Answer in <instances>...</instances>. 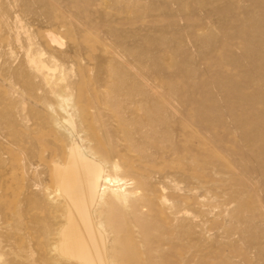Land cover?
<instances>
[{
  "label": "bare ground",
  "instance_id": "1",
  "mask_svg": "<svg viewBox=\"0 0 264 264\" xmlns=\"http://www.w3.org/2000/svg\"><path fill=\"white\" fill-rule=\"evenodd\" d=\"M61 1L35 0L55 28L38 38L18 10L30 1L0 0V28L16 37L0 50V264H205L218 228L207 196L225 182L245 245L235 264H264V0L238 16L229 57L243 82L226 119L118 48L103 51L106 75L89 78V30L59 19ZM173 1L175 24L189 5ZM229 118L250 153L241 174L209 156L214 124Z\"/></svg>",
  "mask_w": 264,
  "mask_h": 264
},
{
  "label": "rangeland",
  "instance_id": "2",
  "mask_svg": "<svg viewBox=\"0 0 264 264\" xmlns=\"http://www.w3.org/2000/svg\"><path fill=\"white\" fill-rule=\"evenodd\" d=\"M29 1L33 6L31 10L23 3L19 4L18 10L27 22L26 27L41 38L45 31L55 28L35 0ZM114 1L62 0L55 12L59 19L81 24L89 30L86 42L91 47L92 57L83 65V72L89 78L106 75L102 61L105 48L119 50L124 52L123 55L131 56L126 55L140 71L173 84L177 94L187 102L203 103L210 115L222 116L229 110L227 108L237 93L231 85L234 81L243 82L238 76L240 67L232 62L229 54L240 42L235 29L238 16L255 8L250 0H203L206 6L187 0L186 17L178 14L175 24L171 21V9L165 3L171 2L172 9H177L173 0H147L141 8H125V5L118 8ZM5 9L9 10L7 6ZM61 36L68 44L66 34L61 32ZM15 38L14 33L0 28V50L14 45ZM73 69L81 72L80 66L75 65ZM244 93L254 94L255 90L248 89ZM231 121L230 118L226 120V127L214 124L215 136L209 143V156H215L222 164L237 166L241 174L244 166L250 163V153L240 140V132L232 130ZM232 185L231 182L222 183L217 191L207 196V207L214 210L212 218L218 228L206 240L205 264H235L239 247L245 251V245L236 242L233 232L236 203Z\"/></svg>",
  "mask_w": 264,
  "mask_h": 264
}]
</instances>
